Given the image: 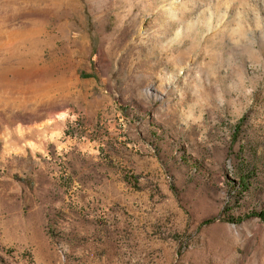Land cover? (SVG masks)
I'll return each instance as SVG.
<instances>
[{
    "label": "rangeland",
    "instance_id": "1",
    "mask_svg": "<svg viewBox=\"0 0 264 264\" xmlns=\"http://www.w3.org/2000/svg\"><path fill=\"white\" fill-rule=\"evenodd\" d=\"M0 264H264V0H0Z\"/></svg>",
    "mask_w": 264,
    "mask_h": 264
},
{
    "label": "crops",
    "instance_id": "2",
    "mask_svg": "<svg viewBox=\"0 0 264 264\" xmlns=\"http://www.w3.org/2000/svg\"><path fill=\"white\" fill-rule=\"evenodd\" d=\"M48 108V102L41 103L39 105V108L34 111H25V110H15L10 112L9 114V120L13 122H20L22 124L29 123L35 119H38V115L43 109L47 110Z\"/></svg>",
    "mask_w": 264,
    "mask_h": 264
},
{
    "label": "clouds",
    "instance_id": "3",
    "mask_svg": "<svg viewBox=\"0 0 264 264\" xmlns=\"http://www.w3.org/2000/svg\"><path fill=\"white\" fill-rule=\"evenodd\" d=\"M247 93H250L251 92V89H246L245 90ZM225 98L222 94H218L217 96V103L221 106H223L225 104Z\"/></svg>",
    "mask_w": 264,
    "mask_h": 264
}]
</instances>
